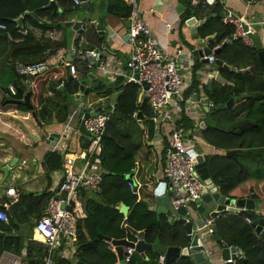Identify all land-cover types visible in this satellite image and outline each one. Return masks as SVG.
Here are the masks:
<instances>
[{
	"label": "crops",
	"instance_id": "crops-1",
	"mask_svg": "<svg viewBox=\"0 0 264 264\" xmlns=\"http://www.w3.org/2000/svg\"><path fill=\"white\" fill-rule=\"evenodd\" d=\"M38 1L39 0H34V2ZM137 1L143 21L152 30V33L161 47L165 48L169 54L174 55L177 49H182L187 53L197 49L196 39L192 38L189 26L186 25L184 20L187 6L181 0ZM220 4L225 9L223 14L230 12L236 16H243L246 21L254 23L264 19V0H222ZM2 7L13 13L17 11L16 7ZM193 7L197 9L199 14L197 16L194 15L197 21L207 16V14H205L204 17L200 15L201 12H203L201 7H197L196 5H193ZM128 8L129 6L125 0H88L86 7H83L81 4L76 5L72 2L71 9L66 12L59 0H53L52 4L51 0H47V3L43 4L40 9L47 12L48 9H50L51 13H56L59 23L48 29H55L59 34L58 38H44L35 33L39 29L43 30L42 26L33 25L28 17H33V14H36L35 10H27L24 12L26 13L24 16L23 13L13 19L16 24V33L18 36H13L11 33L7 32L8 39H6V41L0 38V166L8 163L14 156H18L19 158L17 164L6 178H3V174L0 172V208L8 215L6 222L0 220V231L5 233L3 236H0V239L7 236H15L19 237L23 243L21 253L19 254L9 251L2 252L0 255V264H10V258H16L23 264L28 249L32 250L30 254H32L34 259H37L36 256L40 249L41 242L38 240L40 237L34 232V223L42 215L47 198L56 190L58 172L62 168L63 162L62 153L68 152L76 154L79 151L85 150L87 144L86 136L82 135L80 132L71 131V135L66 141L58 143L54 147L43 145V143H39L23 134L18 123H22L34 135L40 136L41 130L31 117V111L33 110L41 123L50 124L49 126L56 129H60V124L66 123L73 128L76 126L78 127L81 115H83L90 106H96L97 108L99 98L105 96V94L102 93L103 91L93 90L94 85L101 79L108 85H113L111 94L105 97L116 102L120 90L118 89L119 85L115 82L118 79L125 81L121 74L126 72V62L130 52L127 41ZM20 16H23V19L20 23H17L15 20ZM70 21L72 23L76 21L81 22L83 34H79L72 26H67ZM36 22L41 25L46 24V26L52 23L50 18L44 13L36 19ZM165 23L171 24L169 31H167ZM97 24L103 27L105 31L104 35L99 33L96 27ZM87 28H93L95 30L96 37L94 38L97 42L91 41L84 36ZM198 29L199 27H197L196 32L199 35ZM76 41H78L77 44ZM82 42L84 46H82ZM78 49L83 50L87 57L80 60L74 59V55ZM93 53H96L98 58L107 61L108 66L117 72L112 76H103L98 68L97 58L93 56ZM193 55L194 58L198 60L199 57L196 51L193 52ZM42 60L49 63L47 69L50 70L49 76L53 77L54 81L57 75L65 72L67 80L77 81L79 85L87 87L89 89L88 92L86 94H81L80 100L75 99L74 95L66 98L62 85H59L58 88H54L50 85V82H46L42 88V94L40 96L41 101L38 105L31 101V92L27 91L30 92L29 102L33 106L32 109H28L24 105L28 109L25 111L19 107V105L23 104L9 102L10 99L22 100L24 96L17 99L14 96L15 94L12 95L8 89L10 84L14 85L16 88L18 81V75L14 69L15 64H28ZM71 62H77L75 64L80 74L78 80L69 78L71 75L68 64ZM214 69L217 68L213 64H201L200 68L195 71L200 79L199 84L196 88H193L194 76H192L191 86L186 91V96H192L193 99H196L194 106L185 110L186 115L194 121L195 125L197 119L203 123L202 126L199 125L200 129L197 130L195 140L192 141L191 138H189L188 142H193L194 150L197 153H204L207 155V167L210 157L223 156L226 154V150L207 142L203 137V131L206 129V126H218L220 128H227L230 126L228 121L224 119H218L214 115L210 117L206 115L211 111L205 110V107H207L210 102H208L204 86L207 85L206 82L208 80H211L212 87L213 80H216L212 73ZM181 72L186 76L190 73L189 70L186 69H182ZM43 74L44 73L40 72L30 77L31 85L35 84L37 87H41V82H43L44 77ZM27 88L29 89V87ZM244 100V96L235 98L231 108H234ZM136 102L139 103L138 96ZM229 108L230 107H226L222 109V112L226 111V114L222 116V118L230 113L231 110ZM136 115L137 112H134L133 117L127 119L133 122L136 127L135 129L131 128L130 132L134 131L139 134L138 142L141 145L140 149L144 150L146 153H151L152 157L143 169L140 168L137 161L136 167L128 173L131 174L130 178H132V181L129 180L130 178H126L128 174L125 175V179L134 184L136 189L135 195H137L138 200H140V196L143 197L148 194V196L144 198L148 205V209L146 208V210L151 213L153 212L152 214L153 216L156 215L157 220L166 217L170 222L177 221L175 216L168 217L164 212H157L152 209L155 205L154 191L156 187L163 183L165 188L162 194L168 192V183H166L162 174L166 159V151L164 152L163 149L166 144L163 142V136L159 131V125H155L153 137L148 138L147 136L150 134L149 129L147 125L143 123L142 115L140 118H137ZM203 119L208 120L204 123ZM21 139L24 145L19 143ZM12 148L18 149V151L15 153ZM248 163V166L252 167L250 168L252 172H263L264 166L262 164H257L253 161H248ZM96 169H98V167ZM208 171L210 175L209 168ZM213 183L214 187L219 189V186L215 182ZM11 188L13 189V193H8V189ZM44 194L47 198L41 200V195ZM15 203H19L24 207L23 211L18 212L23 218L22 222L11 220L13 211L10 205ZM135 203L136 202H133L132 198L128 202L119 200L116 207L119 210L121 204L126 206V214L122 213L124 217L128 214H132L136 219V214L138 216L144 211L143 217L146 216L147 218L145 219L144 217L143 222L151 220L152 215L147 214L145 208L142 206L136 208ZM190 207L194 220L198 218L202 221L204 217H211L210 214L212 210L205 203H201L200 205L194 203ZM199 207L200 209H198ZM254 207V210L251 211H254L259 216L264 215V200L254 199ZM7 208L10 209V212ZM231 212L235 211H222L219 212L216 217ZM25 213L28 214V218H24ZM84 217L85 213H83L80 219ZM205 243L210 257H213L217 264H224V261L221 260V253L222 249L227 246L221 245L212 234L206 236ZM238 250L240 249L238 248ZM55 251H59L63 257L71 258L76 251V247L74 243H68L62 240ZM147 252L149 251H145L143 255L139 253L137 258L138 264H146L148 262L149 255Z\"/></svg>",
	"mask_w": 264,
	"mask_h": 264
},
{
	"label": "trees",
	"instance_id": "trees-1",
	"mask_svg": "<svg viewBox=\"0 0 264 264\" xmlns=\"http://www.w3.org/2000/svg\"><path fill=\"white\" fill-rule=\"evenodd\" d=\"M59 1L66 12L71 9L72 2L70 0ZM181 1L187 6L184 20L191 15H199L197 9L191 5V0ZM46 3L47 0H39L38 2H34V0H0V23L6 26L5 29H0V38L6 41L8 39L7 32L13 36H18L13 19L27 10H35L36 14H33V17H28L33 25L42 26L43 30L59 23L56 13H51L50 9L48 12L40 9ZM2 6L16 7L17 11L13 13ZM196 6L202 8L203 12L200 15L203 17L205 14H215L198 29L201 38L215 35L214 39L207 42L210 48L221 44L224 39L232 40L215 57L236 69L250 68V71L244 74L232 72L226 68H217L222 77L231 84H222L218 80H213L211 89L207 85L204 86L208 102L214 106L227 104L230 99L241 96H244L245 99L234 108H229L230 113L220 118L228 121L229 127L220 128L205 124L206 129L203 131V137L206 141L226 150L225 155L212 156L208 159L210 177L219 186L221 194L226 197L243 199L253 194L255 199L264 200V170L262 173L252 172L248 166V161L264 166V96L261 100L253 96L254 93L264 94V69L257 56L258 49L254 45H245L241 38H233L235 27L232 24L222 22L225 9L220 3L207 7L199 3ZM129 12L130 9L128 8V15ZM43 13L50 18L53 24L46 26V24L41 25L36 22V19ZM84 36L97 42L94 38L96 32L93 28H87ZM77 43L78 41H76ZM200 65V60H196L192 74L194 76L193 88H196L200 81L199 76L195 73ZM49 72V69L42 72L44 77L41 87L33 84L28 89L21 85L17 78L15 98L20 99L25 92L30 91L31 101L38 105L41 101L42 88L46 82H50L54 88H58L62 83L66 98L73 96L78 90L79 83L75 80H67L65 72L57 75L55 81L53 77L49 76ZM115 83L119 85L120 92L102 138L101 152L99 156L92 158V163L104 170L102 182L98 191L82 193L85 217L77 221V235L74 242L76 251L71 258L63 257L59 251H55L53 262L56 264H119L114 246L103 237L135 240V237L128 231V227L137 231H144V241L148 244H153L159 240L160 244L165 247L182 249L189 245L183 224L178 221L170 222L166 217L157 220L156 215L153 216V212L146 210L148 205L144 198L148 194L142 195L143 197L140 196V200H138L137 195L133 194L128 187L125 175L136 167L137 161L140 168L143 169L152 155L140 149V143L135 141L132 135L124 133L121 124L123 120L132 118L134 112L140 111L143 123L149 129L148 138L153 137L155 124L151 119L152 110L146 101L136 102L137 86L126 83L122 79H118ZM112 87L113 85H108L101 79L94 85L93 90H101L108 97V94L112 92ZM19 107L22 110H28L24 105H19ZM169 122V120H163L159 125L163 142L166 144V146L164 145V152L167 149L170 134ZM178 123L185 130L194 126L193 120L186 114L182 115ZM41 196V200L47 198L45 194ZM131 198L133 202H136V208L142 206L147 214L152 215L151 220L143 222L144 217L147 218L146 216L143 217L144 211L138 216L136 214V219L132 214L124 217L119 212L116 207L118 201L128 202ZM10 206L13 211L11 220L22 222L23 218L18 212L23 211L24 207L19 203ZM246 217L252 221L259 215L254 211L242 209L218 216L215 220V232L212 235L221 245L236 246L243 252L244 257L237 258L235 264H264V239L255 234L253 226L245 221ZM24 218H28V214L25 213ZM22 246L23 243L19 237H4L0 239V255L4 251L19 254ZM31 251L28 249L23 264H43L44 246L40 243L37 259L33 258L30 254ZM147 254L149 260L146 264H157L159 252L149 251ZM138 256L139 253L135 251L127 264H138ZM171 264H197V262L192 255H185Z\"/></svg>",
	"mask_w": 264,
	"mask_h": 264
},
{
	"label": "built area",
	"instance_id": "built-area-1",
	"mask_svg": "<svg viewBox=\"0 0 264 264\" xmlns=\"http://www.w3.org/2000/svg\"><path fill=\"white\" fill-rule=\"evenodd\" d=\"M76 5L81 4V0H70ZM222 0H191L192 5L213 6L221 3ZM130 8L128 15L127 41L130 47L129 57L126 62V72L121 74L126 83H132L137 86V96L139 103L146 101L152 110V121L155 125L167 119L171 122L170 134L166 149L165 164L162 169L163 178L168 183L169 200L173 211L180 207L186 209L188 218L192 219L191 205L200 200L203 190L210 186L205 179H201L196 172V161L193 142H188L189 133L180 126V114L194 106L196 99L192 96H186L187 89L192 83V72L196 59L193 52H185L177 49L174 55L169 54L165 48L161 47L158 40L152 33V30L145 24L142 14L139 11L137 0H125ZM224 24H232L235 27L233 38H241L247 46H253L254 42L247 35V32H253V25H261L260 40L264 48V19L256 23L248 22L243 16H236L227 12L222 17ZM243 23L247 24L248 30H243ZM167 31L171 27L170 23H165ZM6 26L0 23V29ZM25 32V31H24ZM38 36L56 39L59 37L55 29L37 30ZM227 39H224L226 41ZM93 56L97 58L98 68L103 76H112L117 71L111 69L107 61L98 58L96 53ZM83 50L78 49L74 59H84ZM207 56H202L206 58ZM200 60V58H198ZM49 63L42 60L28 64H15L14 69L18 75L19 82L25 87H30V77L47 69ZM70 75L74 79H79L80 74L74 62L68 64ZM189 70L188 76L181 70ZM62 85V83L60 84ZM8 89L12 95L16 93L14 85L10 84ZM212 104V103H209ZM115 101L103 96L99 98V111L96 113V106L88 107L87 118H83L84 129L90 133L89 141L85 150L78 153H62V168L58 172V183L54 193L49 196L43 208L42 215L34 223V232L44 246L42 258L43 264H53V255L60 241L65 240L68 243H74L77 235V221L83 216V192H96L99 190L102 182L104 170L100 169L94 163L92 158L99 156L101 152L102 138L107 124L114 111ZM185 107V108H184ZM65 134L71 131H78V127H71L65 124ZM197 153V152H196ZM79 162V163H77ZM98 167V169H96ZM129 189L136 194L135 186L128 182ZM8 193H13V189H8ZM7 213L0 208V220L7 221ZM215 217H204L201 222V228L208 234L215 232ZM245 221L251 224V219L246 217ZM109 243L112 245L111 241ZM229 247V246H227ZM123 262L128 263L135 252L132 246H122ZM240 251V250H239ZM241 252V251H240ZM228 258L225 262H234ZM10 264H21L16 258H10ZM157 264H165V254L159 253Z\"/></svg>",
	"mask_w": 264,
	"mask_h": 264
},
{
	"label": "water",
	"instance_id": "water-1",
	"mask_svg": "<svg viewBox=\"0 0 264 264\" xmlns=\"http://www.w3.org/2000/svg\"><path fill=\"white\" fill-rule=\"evenodd\" d=\"M88 0H81V5L83 7L87 6ZM53 0H51L52 4ZM26 13L23 14V16ZM23 16L18 17L15 21L17 23H20L23 19ZM215 14L207 15L206 17L199 19L197 21L196 17L191 16L188 19L185 20L186 25L189 26L190 34L193 39H196L197 49L195 51L197 52L198 57L200 58L201 64H213L216 68H226L229 69L232 72L244 74L250 71V68H244V69H236L234 67H231L227 65L225 62H223L221 59H218L215 57V55L224 48L228 43H231L232 40H227L222 42L221 44L217 45L214 48H210L206 42L209 40H212L214 38V34L209 35L205 38L199 37L196 30L197 27L201 26L203 23H205L207 20H210L212 17H214ZM67 26H72L79 34H83V27L81 26V22H74L71 21L67 24ZM97 29L99 30V33L104 35L105 31L103 27H101L100 24H97ZM243 30L247 31L248 27L246 23H243L242 25ZM254 31L253 32H247V35L252 41L254 42V46L256 49H258L257 56L258 59L263 66L264 69V48L261 46V40H260V33L259 30L261 29V25L258 23L253 25ZM262 30L264 31V25L262 26ZM205 43V44H204ZM82 46H84V43L82 42ZM207 56L206 58H202V56ZM212 73L215 76V79L220 81L223 84H231V82H227L221 75V73L214 69ZM72 78L71 76L69 77ZM209 89H211V80H208L206 82ZM88 88L84 87V85H79V89L76 94H74V98L77 100H80L81 94H86L88 92ZM29 95L30 92H27L24 94L22 100H15L10 99L9 102L11 103H21L25 105L28 109H32L33 106L29 102ZM254 98L261 100V98L264 96L262 93H254ZM231 100V99H230ZM234 102V101H233ZM226 107H229L227 104H219V105H213L209 104L207 107H205L206 111H217L225 109ZM100 107H97L95 109V112L97 113L99 111ZM88 111V109H87ZM84 113L83 118H87L89 116L88 112ZM141 112L137 111V118H140ZM31 117L33 118L35 124L38 126V128L41 130V135L36 136L33 133H31L22 123H18L19 128L23 132V134L27 135L28 137H31L33 140L43 143V145L47 146H56L58 143L64 142L70 137L71 132L65 134V124H60V129H56L52 126H49L48 124H43L39 121L37 118V115L35 111H31ZM167 120V119H164ZM200 125L202 126L203 123L201 122ZM78 131L86 136L87 141H89L90 133L87 132L84 129L83 126V119H81ZM20 144L24 145L23 140L21 139L19 141ZM14 152L16 153L18 149H14ZM27 149V148H26ZM28 150V149H27ZM193 154H195V161H196V172L200 176L201 179L207 180V182L210 183V186L208 188H205L203 190V194L196 202V204L200 205L201 203H205L211 210V217H215L218 215L219 212L222 211H239L242 208L248 209V210H254V196L251 194L248 198L243 199H233L224 196L221 194L220 189H216L214 187V183L209 175L207 163H206V154L196 153L192 151ZM19 158L18 156L12 157V159L6 163L5 165L0 166V172L3 174V178H6L9 173L12 171L14 166L17 164ZM131 174L126 175V178H130ZM132 181V178L129 179ZM165 188V185L161 183L158 185L154 191L155 195V205L152 207L153 210H156L157 212H164L168 217L175 216L177 218V221L183 224L187 238L189 240V245L184 248L179 247H165L160 244L159 240H156L153 244H148L144 241V231H137L130 227H128V231L135 237V240H129L127 238L122 239H109L108 237H103L106 241H111L112 245L114 246V249L118 256V263L119 264H126L123 262V251L122 246H132L134 247L135 251L137 253H140L141 255L144 254L145 251H158L159 253L165 254V264H171L174 261H176L178 258L185 256V255H192L194 260L197 262V264H217L216 260L213 257H210V254L206 248L205 239L208 235L206 230H203L201 228V222L197 219H192L186 221V218H188V215L186 214V209L184 207H180L177 211H173L170 200H169V193L162 194L163 190ZM10 212V209L7 208ZM119 211L123 214H126L127 208L124 204H121L119 206ZM251 225L254 228V232L256 235H258L261 239H264V215L259 216L258 218L252 220ZM5 233L0 231V236L4 235ZM228 258H231L232 260H236L237 258H243V252L238 250V247L236 246H229L222 249L221 253V260L224 261V264H234V262H225ZM53 264H56L55 262Z\"/></svg>",
	"mask_w": 264,
	"mask_h": 264
},
{
	"label": "rangeland",
	"instance_id": "rangeland-1",
	"mask_svg": "<svg viewBox=\"0 0 264 264\" xmlns=\"http://www.w3.org/2000/svg\"><path fill=\"white\" fill-rule=\"evenodd\" d=\"M238 98V97H237ZM233 101H234V98L229 100L227 102V105L231 108L233 106ZM185 108V107H184ZM222 113V114H221ZM183 114H186L185 111H183L181 114H180V119L182 117ZM206 114V113H205ZM221 114V115H220ZM226 114V111L222 112V111H214L213 112H208L206 115H208V117L214 115L215 117H217L218 119L222 118V116H224ZM208 119H203V122L206 123ZM171 124V122H169ZM200 121L197 119L196 120V125L194 124V121H193V128L189 129V130H186L188 133H189V138H191V140H195V137L197 135V130L200 129ZM122 128H123V131L124 133L126 134H132L133 138L135 141H139V134L137 132H134V131H131L130 132V129L131 128H136L134 123L133 122H130L129 120L127 121H123V123L121 124ZM196 149H197V146H196ZM249 164V163H248ZM252 168V167H250Z\"/></svg>",
	"mask_w": 264,
	"mask_h": 264
}]
</instances>
